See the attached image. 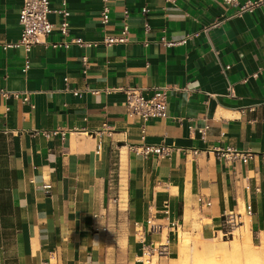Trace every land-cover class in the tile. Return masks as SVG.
Instances as JSON below:
<instances>
[{"label": "crops", "instance_id": "1", "mask_svg": "<svg viewBox=\"0 0 264 264\" xmlns=\"http://www.w3.org/2000/svg\"><path fill=\"white\" fill-rule=\"evenodd\" d=\"M22 3L0 0V264H139L135 223L165 222L166 205L179 228L150 236H168L170 250L152 264H170L180 236L223 234L231 212L235 231L264 241V5L109 0L104 24L102 0H50L52 22L69 11L68 33L55 28L26 52L7 46L21 36ZM120 86L168 87L166 116L143 131L125 94L107 90ZM148 144L169 154L132 147ZM229 149L252 157L219 152Z\"/></svg>", "mask_w": 264, "mask_h": 264}, {"label": "built area", "instance_id": "2", "mask_svg": "<svg viewBox=\"0 0 264 264\" xmlns=\"http://www.w3.org/2000/svg\"><path fill=\"white\" fill-rule=\"evenodd\" d=\"M22 6L20 8V24L22 26L21 36L15 43L7 44V46H22L26 52H30L36 44H48V37L51 32L58 28L61 33L67 34L69 30L68 17L69 11L63 7L59 12L62 14V19L59 23L52 22L49 20V14L53 11L50 7V0H22ZM103 7L101 10V19L104 24H107L110 19L111 9L108 4L109 0H102ZM228 5H240L239 0H223ZM63 6L66 5L67 0H61ZM264 5V0H247L239 6V13L244 11H252L256 6ZM149 11L148 7H144L142 12L147 14ZM146 29H149V25L146 24ZM124 30H128V26H124ZM124 37H113L108 36L106 39L107 44H111L116 41H123ZM74 42L84 44L81 38L73 39ZM53 46H60L61 43H52ZM90 45V43L88 44ZM29 60H27L26 67H29ZM88 58L83 57L84 72L88 69ZM108 91H121L125 94V100L123 102L127 112L131 115H137L142 119V130H146L147 123L157 117L166 116L167 105H168V87H155L153 92L149 95H145L142 89L131 86H120L116 88L107 89ZM2 95L5 98H19L23 102H30V93L25 91H10L1 90ZM79 91L76 90L75 94ZM34 107V104H31ZM43 133L47 137L55 136L60 134L62 137L65 134L64 130H44ZM137 149V152L148 156H160L164 157L169 154V148L164 145H139L132 146ZM220 154L225 158L241 159L246 162L252 154L237 152L234 150H219ZM46 187H49L47 185ZM200 201L205 202V199L200 198ZM206 204L210 205L208 200ZM247 214H252V206L248 205L246 209ZM165 222L158 221L155 214H151L147 220L142 222H136V233L138 236L139 243L141 245V254L139 259L143 264H152L153 258L166 257L169 255V238L168 236L162 242H156L150 239V236L154 233H161L164 229H178V221L170 219V211L166 207L163 210ZM240 215L235 213H227L223 220V235L228 236L232 234L235 229L241 223Z\"/></svg>", "mask_w": 264, "mask_h": 264}, {"label": "rangeland", "instance_id": "3", "mask_svg": "<svg viewBox=\"0 0 264 264\" xmlns=\"http://www.w3.org/2000/svg\"><path fill=\"white\" fill-rule=\"evenodd\" d=\"M169 261L170 264H264V241L253 238L246 228L208 239L180 236L172 245Z\"/></svg>", "mask_w": 264, "mask_h": 264}, {"label": "bare ground", "instance_id": "4", "mask_svg": "<svg viewBox=\"0 0 264 264\" xmlns=\"http://www.w3.org/2000/svg\"><path fill=\"white\" fill-rule=\"evenodd\" d=\"M222 250V249H221ZM224 250V249H223ZM239 264H241V263H239Z\"/></svg>", "mask_w": 264, "mask_h": 264}]
</instances>
